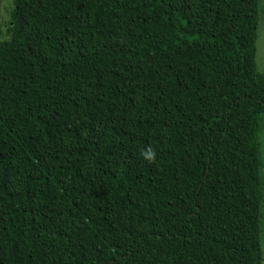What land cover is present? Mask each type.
Instances as JSON below:
<instances>
[{
	"label": "trees",
	"instance_id": "trees-1",
	"mask_svg": "<svg viewBox=\"0 0 264 264\" xmlns=\"http://www.w3.org/2000/svg\"><path fill=\"white\" fill-rule=\"evenodd\" d=\"M12 1L0 264H264V0Z\"/></svg>",
	"mask_w": 264,
	"mask_h": 264
},
{
	"label": "rangeland",
	"instance_id": "rangeland-1",
	"mask_svg": "<svg viewBox=\"0 0 264 264\" xmlns=\"http://www.w3.org/2000/svg\"><path fill=\"white\" fill-rule=\"evenodd\" d=\"M13 7L12 0H0V33L2 38H6V31L8 28V23L10 22V11ZM0 34V35H1ZM258 46V55H257V65L259 71L264 73V14L261 19V24L259 28V38L257 42ZM261 152H262V173L264 177V131L261 135ZM263 230H264V221H263ZM263 249H264V232H263Z\"/></svg>",
	"mask_w": 264,
	"mask_h": 264
},
{
	"label": "clouds",
	"instance_id": "clouds-1",
	"mask_svg": "<svg viewBox=\"0 0 264 264\" xmlns=\"http://www.w3.org/2000/svg\"><path fill=\"white\" fill-rule=\"evenodd\" d=\"M142 156L145 160L151 162L154 159L155 153L151 150H147L142 153Z\"/></svg>",
	"mask_w": 264,
	"mask_h": 264
}]
</instances>
